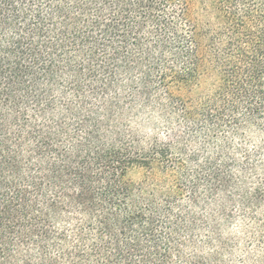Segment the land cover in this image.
<instances>
[{
	"label": "trees",
	"instance_id": "trees-1",
	"mask_svg": "<svg viewBox=\"0 0 264 264\" xmlns=\"http://www.w3.org/2000/svg\"><path fill=\"white\" fill-rule=\"evenodd\" d=\"M255 135L264 0H0V264H264Z\"/></svg>",
	"mask_w": 264,
	"mask_h": 264
},
{
	"label": "rangeland",
	"instance_id": "rangeland-1",
	"mask_svg": "<svg viewBox=\"0 0 264 264\" xmlns=\"http://www.w3.org/2000/svg\"><path fill=\"white\" fill-rule=\"evenodd\" d=\"M143 132L142 134H150V136H155L156 135V128L154 123H150V122H146V124L144 125V127L142 128ZM157 131L159 132V129H157ZM151 141V138L146 140L145 142H149ZM264 146V135H255L253 138V143L252 146H250V148H253V146ZM149 172L145 169H137V170H133L129 173V179H131L133 181V183L138 186L141 185L143 183H145L146 180V184H147V176H148ZM264 177V174L258 175L259 178ZM258 177L256 176H252V182H257L258 181ZM149 185V182H148ZM262 214H264V211L262 212Z\"/></svg>",
	"mask_w": 264,
	"mask_h": 264
}]
</instances>
